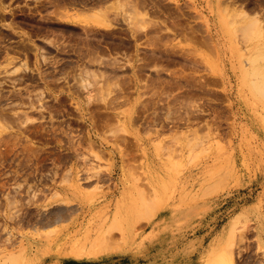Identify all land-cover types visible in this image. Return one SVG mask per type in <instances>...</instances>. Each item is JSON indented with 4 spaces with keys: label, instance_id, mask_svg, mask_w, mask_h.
I'll list each match as a JSON object with an SVG mask.
<instances>
[{
    "label": "rangeland",
    "instance_id": "1",
    "mask_svg": "<svg viewBox=\"0 0 264 264\" xmlns=\"http://www.w3.org/2000/svg\"><path fill=\"white\" fill-rule=\"evenodd\" d=\"M263 42L264 0H0V261L24 250L35 264L41 241L187 264V236L216 233L231 262L207 264H264V195L201 233L176 207L153 223L170 202L263 184L264 95L250 62ZM137 74L147 112L135 131L119 106L135 104ZM62 218L75 225H51Z\"/></svg>",
    "mask_w": 264,
    "mask_h": 264
},
{
    "label": "crops",
    "instance_id": "2",
    "mask_svg": "<svg viewBox=\"0 0 264 264\" xmlns=\"http://www.w3.org/2000/svg\"><path fill=\"white\" fill-rule=\"evenodd\" d=\"M185 33V30L179 32V34L183 36L184 41L186 40ZM137 49L145 50L144 46L140 47L139 44H137ZM167 77L169 78V76ZM135 81V104L129 106L127 101H125V103L121 101L119 108L121 113L132 114L130 119L127 118L126 125L129 129L138 131L139 129H142L143 124L140 115H143L147 111L143 108L142 104H139L140 100L144 98L143 84H140L141 81L143 83L144 78L140 80V74H137ZM121 96L124 97L123 91H121ZM131 97H133V95ZM125 98H128V95H125ZM162 113H167L170 117L171 114H175L176 112L175 108H172L169 103L167 109L163 110ZM182 115L184 124H187V108H184V112H182ZM136 135H138V133ZM131 144H133L132 147L135 146L136 153L131 154L130 160H135L136 162L141 161V159L143 158V154H140L142 143L138 138H135V140L134 138H132ZM129 155L130 154L126 153V156ZM118 162H121V159H119ZM262 176L264 178V175H261V177ZM260 188L261 190H259ZM257 190H259L260 195L255 198ZM263 195L264 179L263 184L260 187L255 188V186L251 187L250 185H248L245 187L232 189L230 191H224L219 195L207 198L205 202L196 203L198 204L195 205L197 207H190V205H186V203L184 204L179 201L170 202L169 205L161 209L157 216L153 218V223L155 224V226H157L159 225V223H161V220L165 221L166 217H170L172 215V210L174 207H176L178 209H182L181 213L182 215L186 216L187 223L193 222L195 225H197L196 228L201 229L199 230V233H201L202 228H207V226L215 225V227H217L219 223H221L220 225L223 226L225 221L228 222L232 218H235L242 209L248 208L249 206L258 203ZM69 220L70 219H67V221H65V219L62 218L57 220L56 222L51 223V225H62L70 222ZM178 223H181V221H176V224ZM70 225H75V223L70 222ZM195 233V235H198V231ZM220 235L221 234L213 233L203 236L199 235L196 238L187 236V242H194L192 244H187V264H206L208 260V254L213 247V242L216 241ZM39 242L41 243L39 245L40 248L38 250H32L29 254V260H31L32 262L35 261V264H123L122 261H117L116 259L111 257V255L107 254H102L99 256L75 255L71 253V244H67L69 246L63 244L61 246V249H59L58 244L47 246L45 245V243L41 241ZM128 253H130V251L126 250L123 254L124 256L129 257L127 256ZM136 262L138 263V261ZM169 263L170 260L168 264Z\"/></svg>",
    "mask_w": 264,
    "mask_h": 264
},
{
    "label": "bare ground",
    "instance_id": "3",
    "mask_svg": "<svg viewBox=\"0 0 264 264\" xmlns=\"http://www.w3.org/2000/svg\"><path fill=\"white\" fill-rule=\"evenodd\" d=\"M235 8H237V7H235ZM242 11V10H241ZM242 14H244L245 15V13H248V11H242L241 12ZM249 14V13H248ZM247 16V15H246ZM255 16H257V15H255ZM258 18V17H257ZM255 19L251 24L252 25H254V26H256V31L259 33L260 32V26H258V23H259V20L258 19ZM261 31H262V28H261ZM264 43V42H263ZM257 45V44H256ZM264 45V44H263ZM259 46H261V45H259ZM262 47H264V46H262ZM260 48V47H259ZM257 50V49H256ZM255 50V51H256ZM259 50V49H258ZM254 51V52H255ZM261 51V50H260ZM253 53V52H252ZM257 53H259V52H257ZM261 53V52H260ZM256 54V55H254V56H251V57H253V58H251L250 57V59H253L252 61L250 60V62H252V68H253V70L251 71V73L253 74V79H252V84H253V87H254V89L255 90H258L262 95H264V68L263 67H261V66H259V62L261 61V59L264 57V53H261V54ZM248 73H249V71H248ZM247 73V74H248ZM250 73V74H251ZM249 74V75H250ZM263 83V84H262ZM225 177V176H224ZM224 177H222L221 179H226V177L224 178ZM218 181H220L219 179H217ZM213 182H215V181H213ZM222 182H223V180H222ZM227 182V181H226ZM221 183V182H220ZM211 184H213V183H210V185L206 188V189H204V191H203V189H202V192H201V194L203 193V197H208V196H212V195H214V194H216V193H218V192H221L222 190H223V188H224V186H225V183L223 182V184H224V186H221V185H219V182H217V184L215 185V186H211ZM222 184V185H223ZM211 186V187H210ZM205 188V187H204ZM199 195H200V193H199ZM198 195V196H199ZM201 196V195H200ZM198 199V198H197ZM204 199V198H203ZM156 203V202H155ZM162 207H164V203H162V204H159V205H156V206H153V205H151L150 207H149V210L147 211V215H149V218H151V217H153V216H155L158 212H159V210L162 208ZM60 211V210H59ZM58 211V212H59ZM55 212H57V211H55ZM57 212V213H58ZM234 221H235V219L234 220H232V222H231V225L234 223ZM237 223V222H236ZM236 223H234V224H236ZM230 225V224H229ZM230 228V227H229ZM229 228H227L228 230H229ZM234 229V228H233ZM234 232V231H233ZM232 232V233H233ZM228 233V232H227ZM226 236V235H225ZM225 236H224V238H222L221 240H225ZM229 237H234L231 233H229V235H228ZM231 238H229V240H230ZM106 240V239H105ZM104 240V241H105ZM101 241V240H100ZM226 241L228 242V239H226ZM230 241H232V239L230 240ZM229 241V242H230ZM226 242V243H227ZM231 243V242H230ZM81 244V243H80ZM98 244L102 247V245H103V247H106V246H104L106 243L104 242H102V243H95V246L97 245L98 246ZM82 245V244H81ZM80 245V246H81ZM228 245H230L229 243H228ZM220 246V245H219ZM83 247V246H82ZM82 247H80V248H78V250H76L75 251V253L76 254H90V255H98V252L99 251H97V252H94V250L92 251H87L86 249H83ZM108 247V246H107ZM106 247V248H107ZM229 247V246H228ZM93 248H95L94 246H93ZM227 248V247H226ZM225 248V250H224V247H221V248H211V250H210V252H209V254H208V260H207V262H206V264L207 263H209V262H211V261H223L224 263H229V262H231V254H230V250H229V248L228 249H226ZM23 255H25V251L23 250V251H21V253L20 254H12L11 256H9L7 259H5V260H2V261H0V264H29V262L27 261V259L23 256ZM222 262V263H223ZM219 263V262H218ZM221 263V262H220Z\"/></svg>",
    "mask_w": 264,
    "mask_h": 264
}]
</instances>
